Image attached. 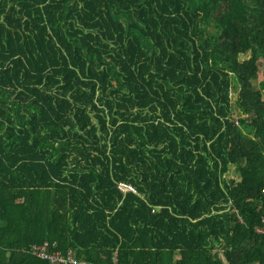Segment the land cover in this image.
<instances>
[{
	"label": "trees",
	"instance_id": "obj_1",
	"mask_svg": "<svg viewBox=\"0 0 264 264\" xmlns=\"http://www.w3.org/2000/svg\"><path fill=\"white\" fill-rule=\"evenodd\" d=\"M45 242L264 264V0H0V264Z\"/></svg>",
	"mask_w": 264,
	"mask_h": 264
},
{
	"label": "built area",
	"instance_id": "obj_2",
	"mask_svg": "<svg viewBox=\"0 0 264 264\" xmlns=\"http://www.w3.org/2000/svg\"><path fill=\"white\" fill-rule=\"evenodd\" d=\"M117 190L122 193L123 195L127 193H137L136 188L128 183V182H118L117 183ZM154 212V210H153ZM55 244L50 245L49 243L45 242L41 245H34L31 247V253L45 259L49 262V264H71L74 263V259L72 253L69 251L66 254H61L58 251L53 249ZM112 264H119L117 261L116 256L112 258Z\"/></svg>",
	"mask_w": 264,
	"mask_h": 264
},
{
	"label": "rangeland",
	"instance_id": "obj_3",
	"mask_svg": "<svg viewBox=\"0 0 264 264\" xmlns=\"http://www.w3.org/2000/svg\"><path fill=\"white\" fill-rule=\"evenodd\" d=\"M248 55H240V59H246ZM262 76H259V80L261 79ZM239 91V87L237 85H233L231 89V100H232V105H233V117L235 119H238L240 117H243L244 115L241 113V111L235 106L234 102L236 100L237 94Z\"/></svg>",
	"mask_w": 264,
	"mask_h": 264
}]
</instances>
